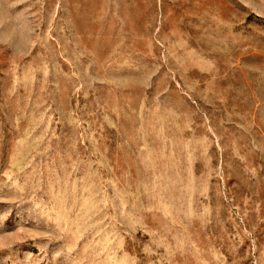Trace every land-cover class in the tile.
Here are the masks:
<instances>
[{
    "label": "rangeland",
    "instance_id": "1",
    "mask_svg": "<svg viewBox=\"0 0 264 264\" xmlns=\"http://www.w3.org/2000/svg\"><path fill=\"white\" fill-rule=\"evenodd\" d=\"M0 264H264V0H0Z\"/></svg>",
    "mask_w": 264,
    "mask_h": 264
}]
</instances>
